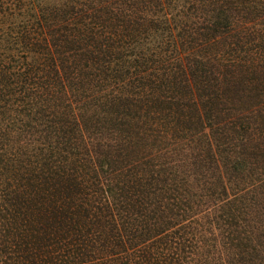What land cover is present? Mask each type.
I'll use <instances>...</instances> for the list:
<instances>
[{"label": "trees", "instance_id": "obj_1", "mask_svg": "<svg viewBox=\"0 0 264 264\" xmlns=\"http://www.w3.org/2000/svg\"><path fill=\"white\" fill-rule=\"evenodd\" d=\"M0 264H264V0H0Z\"/></svg>", "mask_w": 264, "mask_h": 264}]
</instances>
